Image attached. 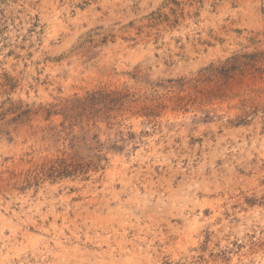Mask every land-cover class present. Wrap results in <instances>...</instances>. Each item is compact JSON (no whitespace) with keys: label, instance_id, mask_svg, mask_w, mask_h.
<instances>
[{"label":"rangeland","instance_id":"obj_1","mask_svg":"<svg viewBox=\"0 0 264 264\" xmlns=\"http://www.w3.org/2000/svg\"><path fill=\"white\" fill-rule=\"evenodd\" d=\"M0 264H264V0H0Z\"/></svg>","mask_w":264,"mask_h":264}]
</instances>
